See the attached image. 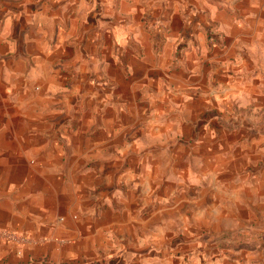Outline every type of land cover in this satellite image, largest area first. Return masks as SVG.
Listing matches in <instances>:
<instances>
[{
	"label": "crops",
	"instance_id": "crops-1",
	"mask_svg": "<svg viewBox=\"0 0 264 264\" xmlns=\"http://www.w3.org/2000/svg\"><path fill=\"white\" fill-rule=\"evenodd\" d=\"M247 21L264 0H0V264H141L139 142Z\"/></svg>",
	"mask_w": 264,
	"mask_h": 264
},
{
	"label": "rangeland",
	"instance_id": "rangeland-1",
	"mask_svg": "<svg viewBox=\"0 0 264 264\" xmlns=\"http://www.w3.org/2000/svg\"><path fill=\"white\" fill-rule=\"evenodd\" d=\"M244 25L139 142L153 147V195L120 233L141 264H264V22Z\"/></svg>",
	"mask_w": 264,
	"mask_h": 264
}]
</instances>
